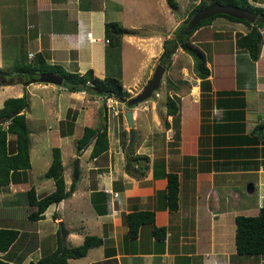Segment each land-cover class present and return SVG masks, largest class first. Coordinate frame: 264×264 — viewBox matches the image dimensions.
<instances>
[{
  "label": "crops",
  "instance_id": "1",
  "mask_svg": "<svg viewBox=\"0 0 264 264\" xmlns=\"http://www.w3.org/2000/svg\"><path fill=\"white\" fill-rule=\"evenodd\" d=\"M198 1L175 0L176 8L171 11L165 0H0V28L13 30L14 42L23 46L27 59L39 53L49 65L78 74L91 70L94 76L102 78L112 69L110 60L108 68L105 65L108 42L104 24L117 23L123 29L120 67L123 69L126 63L134 65L129 84L123 87L121 82L123 90L130 91L139 88L137 83L143 79L145 66L158 59L163 41L173 37L176 27L186 17L180 15V6ZM247 30L244 23L215 17L193 31L189 41L203 52L209 74L200 81L194 73L184 74L181 67V75H177L180 78H165L167 91L163 102L159 101L161 96L152 100L157 96V88L143 99L147 103L145 110H141L145 134L143 128L138 130V145L134 152L131 150L133 161L129 172L123 163L116 162L122 157L123 137L116 138L117 146L109 140V128L119 119L107 112L106 151L90 157V145L75 148L74 152L69 150L68 156L77 160L76 174L63 164L62 149H71L72 144L75 147L84 126L96 127L88 121H93L92 113L99 106L94 109L88 105L102 97L67 91L61 83H35L37 88L25 86L29 100V109L24 111L26 119L33 116V102L49 117L41 124L46 129L38 133L31 127L28 138L32 131L45 137L50 153L52 147L59 149L65 190L74 174L75 181L69 195L58 203H50L40 219L7 217L5 210L0 212V229L17 232L7 249L0 250V260L36 264L59 244L77 246L84 236H91L99 243L94 241L97 244L89 247L85 255L67 259V264H245L241 260L243 256L235 253L234 217L255 215L264 206V126H261L264 40L253 63V75H248L249 81H245L247 84L234 74L235 65H242L244 60L247 63L246 51L235 47V34H245ZM87 33L90 38L86 37ZM6 44L0 43L2 71L14 62V57L4 59L2 52ZM178 51L187 57H183L185 65L193 64L179 46L170 59ZM162 74L166 75L164 69ZM164 76L160 75L159 80ZM144 85L128 98L137 96ZM2 86L0 93L5 96L2 95L0 103L7 96L22 92L21 85ZM167 95L175 98L178 108L175 115H166ZM125 111L131 113L135 139L137 115L132 109H124L123 114ZM133 137L130 141L128 133L125 146L132 145ZM7 138L10 141L13 137ZM135 156L147 160L135 161ZM34 157L39 161L38 154ZM28 158L29 167L10 171L8 184L0 187V207L25 204V192L30 188L36 198L53 190L52 180L43 176L50 160L46 163L42 160L45 167L39 177L31 172L33 154L29 144ZM155 167L157 174L162 167L164 172L177 176L175 210L167 207L165 178L152 175ZM65 211L72 213L69 218ZM145 211L152 213V223L139 225L135 238L128 237L125 215ZM58 222L66 231L63 242ZM153 228H163L162 235L160 230L154 234ZM254 258L257 259L254 261L250 256L247 261L264 264V256Z\"/></svg>",
  "mask_w": 264,
  "mask_h": 264
},
{
  "label": "trees",
  "instance_id": "2",
  "mask_svg": "<svg viewBox=\"0 0 264 264\" xmlns=\"http://www.w3.org/2000/svg\"><path fill=\"white\" fill-rule=\"evenodd\" d=\"M249 1L250 0H199L198 3L188 12L186 17L176 27L173 37L163 41L162 52L158 57L159 65L163 69L167 67L169 65L171 54L179 46L183 52L192 58L193 72L196 77L200 81L205 80L209 74V71L205 66V56L197 46H194L189 41V37L192 35L193 31L201 26L209 24L210 21L215 17H225L233 22L244 23L247 26L248 30L245 34H235V47L244 49L251 61L256 60L259 57L264 40L260 32V28L264 26V23L261 20L255 19L252 23H250L248 21L240 20L233 16L217 12L199 20L191 27H187L191 16L197 10L212 3L224 5L229 4L234 7L247 9L256 13L257 15L264 14V7L252 5ZM252 1L256 2L255 0ZM165 2L171 11L175 10V0H165ZM122 33L123 29L117 23L108 22L104 24V36L107 38L108 42L105 51V65L107 68L109 62L112 59H115L116 62L119 63L120 36ZM20 46L17 45V48H15V54L12 56L14 57V62L10 68L4 71L0 70V75L4 76L6 81L13 79L14 83H21L22 85L33 81L45 82V74L51 73L62 78L61 86L67 91H83L88 95L99 96L102 98L114 97L117 101H124L127 107H131L135 104L132 103V98L125 97L126 94L120 81V64H117L114 75H111L107 72L104 77L97 78L92 74L91 70H86L84 73L78 74L74 72H68L59 66L49 65L39 53H36L31 58L27 59L25 49L23 46ZM10 72L14 73L15 77H6V75ZM26 98L27 97L25 93L17 98H6L0 107V187L8 184V176L10 171L22 170L29 167L28 130L25 123V116L22 112L20 113V111L24 109L26 110L28 107V101ZM177 109L178 108L175 98L173 96L167 95L165 100L166 115H175ZM15 110H17L19 113L14 115L9 120L5 119L6 116ZM105 114V107H99L98 126L96 128H91L88 126H84L82 128L81 136L75 141V148L77 150L83 148L84 146L90 145V157H95L106 151L107 135ZM4 122L5 125L3 124V126L2 123ZM261 126H264V122ZM7 136H12V140L9 141ZM8 143H10V147H8ZM131 146V144L125 146L124 169L128 172L133 160L129 159L130 156L126 150L128 151V148L131 150ZM134 160H143L145 162L147 158L144 156H135ZM139 167L142 168V166ZM157 168L158 167L153 168L152 175L153 177L161 176L165 178V198L167 207L169 210H175L177 207V176L173 172H164L162 167L160 169V173L157 174ZM74 175L68 190H65L60 151L57 147H52L51 159L49 165L43 173V176L52 180L53 190L46 195L36 198L33 189L30 188L25 192V204L0 207V212L5 210L7 212L5 214L7 217H17L31 221L40 219L42 212L50 203H58L60 200L69 195L73 189V183L75 181ZM152 220V213L146 211L131 212L125 215L128 237L135 238L139 225L143 223H152ZM234 225L235 253L237 255H250L252 257L264 256V206L259 207L255 215L235 216ZM158 230L161 231L162 235L163 228H153L152 231L155 234ZM16 235L17 232L15 230L0 229V250L7 249V247L15 239ZM94 241L99 243V240L94 237L84 236L82 243L77 246L65 247L59 244L53 253L50 255L41 256L37 260L36 264H67V259L78 258L85 255L86 250L89 247L97 244ZM0 264L12 263L0 260Z\"/></svg>",
  "mask_w": 264,
  "mask_h": 264
},
{
  "label": "rangeland",
  "instance_id": "3",
  "mask_svg": "<svg viewBox=\"0 0 264 264\" xmlns=\"http://www.w3.org/2000/svg\"><path fill=\"white\" fill-rule=\"evenodd\" d=\"M177 1L180 2V0H177ZM188 1L190 2V1H193V0H188ZM255 1H256V3H254V1H252V0H250V3L252 5L254 4L255 6L264 7V0H255ZM193 4H196V3H188V5H185L183 3L182 6H180L181 7L179 9L180 15L181 14L184 15V16L181 15L182 18L185 17V15H187L185 13L187 12V10ZM1 26H2V23H1ZM260 32H261V34H262V36L264 38V26L260 28ZM202 33H203V31H202ZM13 34H14L13 33V30L10 31V30L4 29V27H1L0 28V43H1V45H2V41L4 42V44H6V42L15 43L16 41L13 39L14 36L12 37ZM4 46H7L5 49L3 48L4 52H2V53H5L4 59L9 60L15 54V50H16L15 48H17V44L16 43H15V45L14 44H12V45L6 44ZM1 47L2 46H0V48ZM29 57H31L30 54H29ZM183 57L185 59L187 58L180 51L177 52V55L176 56H172L171 57V59L169 60V65L164 68V71H166V75L164 76V74L161 73V75L164 76V77L163 78L161 77V79L157 81V85H156V88L158 89L157 90L158 92L156 94L157 96H155L154 98L152 97L153 95L152 96H149V97H152L153 98L152 100H155V99L158 100V97L161 96V98L159 99V101L160 102H163L164 101V93H165V90L167 89V87L165 85V82H166L165 78H167V76H172V77H169V78H175V77L180 78L179 76L181 75V69H182L181 67H184L183 68L184 69L183 70V73L184 74H188V75L191 76L192 73H194L193 72L192 64L190 65L188 63L187 65H185L184 62H183L184 61L183 60ZM111 61L112 62L110 64V66L112 67V69H110V71H111L110 74L111 75L112 74L114 75L115 72H116L115 71L116 66H117V64L120 63V61H119V63H117L115 59H112ZM254 61H251L248 58V55H247V63H246L247 65L245 64V60H244V63L242 65L237 64V65L234 66V74H235V76H237L238 78H240L243 81V83H245V81H247V80L249 81L248 75H253L252 67L254 65L253 64ZM158 64H159L158 63V59L154 58V60L152 59L149 62V64H147L145 66V71H144L143 79H142V81L140 80V82L137 83V86L139 88L136 87L137 89L135 88V90L130 89V91H125V93H126L125 97L126 98H128V96L129 97L132 96V92L134 94L136 92V90H140L141 85L142 86L144 85L147 77H149V78L151 77V75L153 74V72L155 70V66L158 65ZM133 68H134V65L132 63H126V64H124L123 65V69L119 65V72L122 69V71L120 73V81L123 83V87H124V85L129 84L128 81L130 79L129 78L130 77V74L134 71ZM6 69L8 70V65H7V68ZM14 75H15L14 73L10 72V73H8L6 75V77H8V78L15 77ZM177 75H179V76H177ZM2 77L4 78V76H2ZM16 77H18V76H16ZM13 81H14L13 79H10V80H8L6 82L0 80V88H1L2 85H6V86H13L15 84L16 85H21L22 86V92L21 93H18L14 97L17 98V97L22 96L23 93H26V97H27L26 99L28 101V109H29V100H28V93H27L28 90L27 89L29 87L30 88L31 87L37 88L36 86H34L35 83H43V84L49 83V82L33 81V82L28 83L29 85L28 84L22 85L21 83H17L16 81H15L16 83H14ZM52 84L53 85H56L54 83H52ZM245 84H247V83H245ZM251 85H252V82H251ZM25 86H28V88L24 89ZM2 87H4V86H2ZM159 87H161V94L160 95H159ZM30 91L31 92H34L31 89H30ZM153 92H154V90H153ZM2 95H4V93L3 94L0 93V98L2 97ZM90 96H92V95H90ZM90 96H89V98H91ZM10 97H12V96H7L6 98H10ZM6 98H4V99H6ZM4 99H3V101H4ZM113 99H114V102L112 103L113 104V108H114V111H116V117H118L119 120H118L117 123H114V125L110 126V128H109V137H110V139L109 140H110L111 144H115V146H117L116 145V143H117L116 138H118V140H121V138L119 139V137H123L122 139L125 142L122 145V147H123L122 148V154H120L122 157H121V159H118V161H116V162H121V165H122V163L125 164V143H126V137H128V132H127L126 124L123 123V121H124V119H123L124 118L123 117V111L126 108H127V110L132 109V110H134V112L137 115L136 116V119L134 121V125H135V128H136V130H135L136 135L135 134L134 135L136 137H135V139L133 137L134 142L132 143V146H131V150H132V152H134L135 149H136V147H137V145H138L137 144V141H136V139L139 138L138 130L140 128H143L144 129V132L143 133L145 134V123L143 121V116H142V111L141 110H145V104H147V103L145 102V100L139 101V102L135 103L134 105H132V108H129V107L126 106V104H125L124 101L123 102L117 101V100H115L114 97H113ZM87 100H89V99L87 98ZM3 101H2V103H3ZM96 102L97 103L90 102V104L88 105V107H92V108L96 109L97 106L101 107V104L104 107L107 105V104L104 105V99L103 98H99V100L96 101ZM2 103H0V105H2ZM105 109L107 110L106 112H107L108 115H110V113L113 115V112H112L111 109H109V108H105ZM26 110L24 109V110L20 111V113L22 112L24 114V116H25V112L24 111H26ZM97 112H98V109L92 113V116H93L92 119H93V121L92 122L88 121L90 124H93L92 125L93 127H95V126L97 127L98 126V123H99V115H97L98 114ZM71 113H73V112H71ZM32 114H33L32 118H33V121H34V125L32 123V118H30L28 120V119H26V116H25V123H26L27 130H30L31 127H32V129L34 131H37L39 133L43 129H46V126L43 127L41 124H43V121H45V120L48 121V118H49L48 117V114L46 113L45 110H43L42 108H39L35 102H33V104H32ZM67 117L69 118V111L67 113ZM31 123H32V125H31ZM3 124L5 125V122L2 123V125ZM162 125L163 124L161 123V126ZM123 131L126 132V136L124 134L122 136L121 133ZM75 132H76V129H75ZM7 139H9V138H7ZM47 143H48V141L45 139L44 136H41L40 137V134H33L32 131L29 132V150H30L31 154H33V166H31V168H32L31 172L33 174H35V175H38L39 177H40V175H41V173H42V171H43V169L45 167V166L42 165V160H44V163H46L51 158L50 149L48 148V144ZM118 144H120V143H118ZM8 147H10V144L9 143H8ZM70 148L71 149H69L68 147H66V148L64 147V149H62V151H61L62 152L61 157H62V160H63V164L66 166L65 169H67V170L70 169L69 172L70 171H73L74 161L76 160V157L71 158V157L68 156L69 150H72L73 152L75 151V147H74L73 144L70 145ZM131 150L129 148H128V151L126 150V152L130 156L129 159H131V157H132ZM116 151H118V149ZM35 154H38L39 161H36L35 160V157H34ZM77 170H78V168H77ZM78 173H77V175H78ZM69 176H70V174H69ZM65 178L66 179H69V177L67 175H66ZM70 178H71V176H70ZM71 214L72 213H70V211L69 212L65 211V214L64 215H66V217L69 218V215H71ZM239 256H243V257H241L242 258L241 260L245 261V264H254V263H249L247 261V258H249L250 255H239ZM253 259L255 261V259H257V258H254L253 257ZM79 262H81V261H79Z\"/></svg>",
  "mask_w": 264,
  "mask_h": 264
},
{
  "label": "water",
  "instance_id": "4",
  "mask_svg": "<svg viewBox=\"0 0 264 264\" xmlns=\"http://www.w3.org/2000/svg\"><path fill=\"white\" fill-rule=\"evenodd\" d=\"M217 12L227 14V15L233 16L237 19L248 21L250 23H252L255 19L261 20L264 23L263 16L257 15L256 13L251 12L247 9L234 7V6L229 5V4L224 5V4L212 3V4L206 5L203 8L197 10L191 16V18L187 24V27H191L193 24L197 23L199 20L206 18L209 15H211L213 13H217ZM162 71H163V68L159 64L155 66V70H154L153 74L146 81L144 87L142 88V91L137 96L132 98V103H137V102L145 99V97H148V95L156 88L157 81L159 80V77H160ZM0 80L6 81L5 78H3L2 76H0ZM44 80H45V82L54 83L56 85H59L62 81V78L55 75V74L50 73V74H45ZM17 113H18V111L15 110L14 112L9 114L5 118L7 120H9L14 115H16ZM123 116H124V119L126 122L127 131L130 135V141H131L132 137H133L131 113L129 111H125ZM76 172H77V160L74 161V166H73V173L76 174ZM58 231H59L60 239L63 242L64 236L66 235V231L63 228L61 222H58Z\"/></svg>",
  "mask_w": 264,
  "mask_h": 264
},
{
  "label": "built area",
  "instance_id": "5",
  "mask_svg": "<svg viewBox=\"0 0 264 264\" xmlns=\"http://www.w3.org/2000/svg\"><path fill=\"white\" fill-rule=\"evenodd\" d=\"M86 37H88V38H90V33H87L86 34ZM106 42H107V40H105ZM103 99H104V105H106L105 106V108H109V109H111L112 110V112H113V114L115 115L116 114V111H114V108H113V102H114V99H113V97H103ZM116 100V99H115ZM105 192H106V190H105Z\"/></svg>",
  "mask_w": 264,
  "mask_h": 264
},
{
  "label": "flooded vegetation",
  "instance_id": "6",
  "mask_svg": "<svg viewBox=\"0 0 264 264\" xmlns=\"http://www.w3.org/2000/svg\"><path fill=\"white\" fill-rule=\"evenodd\" d=\"M264 14H262L261 16H263Z\"/></svg>",
  "mask_w": 264,
  "mask_h": 264
},
{
  "label": "clouds",
  "instance_id": "7",
  "mask_svg": "<svg viewBox=\"0 0 264 264\" xmlns=\"http://www.w3.org/2000/svg\"><path fill=\"white\" fill-rule=\"evenodd\" d=\"M31 55V54H30ZM1 76V75H0Z\"/></svg>",
  "mask_w": 264,
  "mask_h": 264
}]
</instances>
